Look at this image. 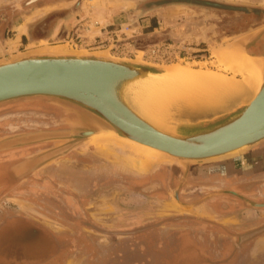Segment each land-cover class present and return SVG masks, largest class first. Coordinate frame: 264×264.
I'll return each instance as SVG.
<instances>
[{"label":"rangeland","instance_id":"374dc122","mask_svg":"<svg viewBox=\"0 0 264 264\" xmlns=\"http://www.w3.org/2000/svg\"><path fill=\"white\" fill-rule=\"evenodd\" d=\"M116 1L118 0H57L55 5L46 4L44 6V3H41L42 6L31 5L19 9V6L26 3L27 0H0V10H2L0 14V59L43 46L66 45L69 48L91 51L113 47L110 54L114 57L137 60L136 57L140 55L143 62L168 66V68L173 67L171 69H183L182 65H188L191 66L192 72L198 70L230 79L236 76L226 68L227 75L223 76V74L214 72L223 66L212 56L213 50L249 29H253L258 23L264 22V0H228L242 5H236V3L225 5L223 13L188 11L189 6L204 3L202 0H119V4ZM120 1L124 3L135 1L137 4H134V9L130 11L131 7L129 6L132 5L125 4L123 7ZM177 3L187 4L184 5L186 6L185 10L178 8L174 10L177 12L174 14L175 17L169 15L173 14L169 13L172 10L171 7L163 9L159 14H163L162 16L166 14L167 17L173 18L169 25L170 29L146 36L138 35L142 33V30L138 28L137 23L144 19L139 16L140 10L167 7ZM184 6H181L183 7L181 9H184ZM98 7H104L101 14L105 12L104 15L100 14L102 18L106 19L101 25L97 23L96 18L99 14L93 15L95 11H98L96 10ZM14 8H17L16 11H13ZM57 8L66 11L60 14L52 13L45 17L48 12ZM44 10L46 11L44 12ZM253 10H260L258 21L252 18ZM5 11L6 13H4ZM3 15L6 21L1 19ZM60 18L63 20H59ZM108 20L112 22L111 25L106 23ZM90 25L97 29V34L89 33ZM161 26L164 27L163 24ZM172 29H176L175 37L169 34V30L172 31ZM36 30L43 40L40 42L28 40L29 35L36 33ZM140 38H146L149 45L138 51L137 45L141 46ZM75 111L81 112L75 107L54 104L44 99L17 100L0 104V141L38 132L70 131L73 129L71 121L77 118ZM59 144L58 141L42 142L0 152V221L4 216L14 214L31 216L39 218L45 225L51 226L59 236L69 233L71 239H74L75 236L72 235L71 229L64 233L68 230L67 225L65 226L62 221V215L56 210L54 212L53 209L66 210L68 207L77 215L85 216L86 223L96 226L102 234L91 236L89 235L90 231L86 228L84 236L86 244H91L96 252H82L81 254L70 252L68 260L71 264H78L77 260L80 259L84 260L85 264H99V261L100 264H115L109 263L111 248L127 238L105 236L106 232L129 231L136 235L140 233L141 226L146 224L144 223L146 219L142 216L144 217L147 213H151L155 218L154 221L150 220L151 224L164 223L163 217L158 218V216H162V213L157 212L163 205H160L155 199L147 201L146 195L149 192L145 188L149 182L144 179L154 175L159 169L165 171L166 168L167 170L175 168L177 172L180 171L182 176L178 180L177 186L183 181L182 187L189 173L188 170L184 174L183 167L175 165H156L151 162L149 157L138 156L123 147L112 144L97 145L93 142L83 143L63 156L36 162L42 155ZM262 149H264V143L240 156L259 152ZM227 161L190 165L189 169L199 166H216ZM249 176L248 178H252L257 175L250 174ZM237 178L240 180L239 176ZM255 178L264 180L262 175ZM200 181L206 180L200 178ZM126 182L132 183V187L128 190L124 187ZM222 184H210L207 188L196 190L193 193L195 195L191 198L194 200L204 192H213L196 203L207 199L211 200L209 205L215 203V208L219 211H222V201L229 206L227 210H223V213L215 212L212 216L203 220L198 219L196 222L198 227L208 226L202 232L214 235V240H212L215 251L220 248L223 242L226 244L225 248L229 246V249L225 250V255L215 252L214 256L209 257V263L264 264V235L251 238L243 248L238 249L239 251L233 250L238 234L264 225V218L261 220L257 217L248 219L242 217V212L247 210L259 212L256 207L251 206L255 203L248 198L264 201V183L255 184L258 186H253L251 188L253 190L247 194L243 193L246 190L240 189L245 196L241 197L248 202L238 196V198H228L226 194L230 193H222L229 192ZM174 191L176 189L169 191L167 197L173 200L170 202L178 203L173 197ZM259 191L262 192V196L258 197L255 194H258ZM217 192H221V194L212 196ZM67 197L80 198L82 204L79 206L69 205V201L65 199ZM52 202L55 206L52 205ZM242 205L250 207V209L239 210V212L233 210L235 206L241 207ZM79 207L81 211L78 209ZM170 211V214L165 216L174 218L175 214L177 215L179 212L174 208ZM260 214L259 212L258 215ZM227 216L230 217L229 220H224L222 223L221 218ZM169 220L173 221L174 219ZM202 232L199 231V234ZM181 252L183 258L189 259L186 250ZM171 259L168 261L170 262ZM227 259L228 261L223 263ZM199 261L200 258L193 264H200ZM177 264H181V261H177Z\"/></svg>","mask_w":264,"mask_h":264},{"label":"water","instance_id":"95a60500","mask_svg":"<svg viewBox=\"0 0 264 264\" xmlns=\"http://www.w3.org/2000/svg\"><path fill=\"white\" fill-rule=\"evenodd\" d=\"M112 49L54 45L0 59V104L44 99L81 111H75L72 130L10 137L0 141V152L60 142L39 163L86 142L112 144L152 156L156 165L183 167L186 174L190 165L229 160L264 143V28L212 52L221 66L235 74L230 79L238 86L235 92L199 77L169 72L168 66L114 57ZM145 80L152 83L142 87ZM136 84L140 88L134 89ZM134 142L150 150H140ZM222 193L247 201L233 192Z\"/></svg>","mask_w":264,"mask_h":264},{"label":"flooded vegetation","instance_id":"af4514ba","mask_svg":"<svg viewBox=\"0 0 264 264\" xmlns=\"http://www.w3.org/2000/svg\"><path fill=\"white\" fill-rule=\"evenodd\" d=\"M56 1L57 0H27L26 3L21 4L19 6L20 7L19 9H24L31 5H41V3L42 4L44 3L43 4L44 6L46 4L55 5ZM39 8H44V7H39ZM212 8L224 10L225 7L212 5ZM15 9L17 8H14L13 11H16ZM64 11L66 10L57 8L56 10L54 9L48 12L45 15V17H47L52 13L53 14L64 13ZM259 11L260 10H253L252 12V18L257 21L259 19V15H258ZM1 12L2 10H0V14ZM4 13H6V11ZM1 19L6 21L4 15L1 17ZM59 20H63V19L60 18ZM37 30L36 33L34 32L31 35H29L28 40H31L32 42H40L41 40H43ZM24 37L26 38L27 36ZM261 153H262V161L260 165L259 156ZM213 166L214 165H208V166H199V167L190 168L187 180L178 190H177L178 188L177 185L179 183L178 180L181 179L182 176L180 171L177 172L175 168H172L170 170H167L166 168L165 171L159 169L157 172L154 173V175L147 176L144 179L149 182L148 186L145 188V190L149 192L146 195L147 201L151 199L152 200L155 199L159 202L160 205H163L161 208L157 210V212L162 213V216H158V218L163 217L162 219L163 220L165 219L164 223H157L158 225L151 224L150 220H153L155 218L152 217L151 213L149 214L147 213L144 217L142 216V218L146 219V221L144 222L146 224L141 226L140 233H137L136 235L133 234L134 232H129V231L106 232L105 236H109V237L120 236L127 238L121 243L115 244L111 248L109 263H115L116 260L119 263H121L123 260H128L130 264H148L149 262L152 264H157V263L159 264V262L161 263V260L159 261L155 258L154 260H151L150 258H148L147 261L143 260L149 255L148 250L150 247L148 246L147 243L149 240L147 234L151 229H157L159 226H173V224L178 227L186 226L185 223L188 221L192 223L194 222L196 225L198 224L196 223L198 219L203 220L205 218H208L212 216V214H214L215 212L223 213L224 212L223 210H227V208L229 207L224 201H222L221 202L222 211H219L218 209L215 208L214 205L215 203L212 204L211 206L209 205V201L211 200L208 199L200 203H196L198 200L206 198L209 194H212L213 192H204L203 194H201L200 197L192 200L191 198L195 195L193 194L194 191L196 190L200 191V189L202 188H207L209 187L208 185L210 184L215 185V184L223 183L222 186L225 189H227V191L245 197L240 191V189L246 190L243 191V193L247 194L253 190L251 189L253 188V186L256 187L260 185L259 183H264V180H262L261 178H255L256 176L252 178H245L238 180L237 178L238 176L236 173L230 174L229 172H227V168H236V169L264 168V149L249 155L240 156L239 158H235L233 160H228L227 162H224L222 164H217L214 167ZM200 178L205 179L206 181L204 182L200 181ZM217 181H221V182L218 183ZM124 187L128 190V188L132 187V183L128 184V182H126V185H124ZM175 189L177 190L178 203L170 202L173 200L167 197L169 191H173ZM255 195H258V197L262 196V192L259 191L258 194L256 193ZM226 196L228 198L229 197L238 198L233 194H226ZM65 199L69 201V205L72 204L73 206L74 205L79 206L80 204H82V200L80 198L67 197ZM248 200L253 201V203L257 205L256 208L261 213L260 217L258 218L262 220V218H264L262 217L264 216V201H255L249 198ZM238 201L242 203L241 200ZM52 205L55 206L54 203ZM230 205L232 206V204ZM173 208L178 209L179 211L177 212L178 214L177 215L175 214L174 218H169L170 216H165L170 214L171 212L170 210ZM78 209L80 210V207ZM245 209H250V207H245L244 205H242L241 207L235 206L233 210L235 212H239V210H245ZM53 210L54 212L56 210L60 215H62V221L65 223V226L67 225L68 230L65 231L64 233H67L71 229V233L73 236H75V238L71 239L69 233L62 234L59 236L56 230H54L51 226L49 227L48 225H45L43 222L40 221L39 218L18 215V214H14L11 216H4L0 221V264H65V263L71 264V262H69L68 260V256L70 252H76L77 254H81L82 252H91V253L96 252V249L92 247L91 244L90 245L89 243L86 244L84 237L86 234L85 231L86 228H88V230L90 231L89 235L91 236L95 237L96 235H101L102 232L98 230L96 226H92V224H87L85 216L81 217L77 215L75 212L70 211L71 209L68 207L66 210L58 209V208L57 209L54 208ZM169 219H174V220L170 221ZM196 228H198L199 230L201 229L205 230L208 228V226L198 227V225H196ZM251 233H259L252 238L264 235V225H260L256 228H253L248 232H243L241 234H238L237 238H235L236 244H234L233 250L239 251L238 249L243 248V246L247 244L248 241L251 239L248 237V235H250ZM199 241H201L200 237L198 240L199 244L197 248L199 251L200 250L203 251V255L200 254L198 255V258H200L199 262L200 264H210L209 257H212L214 255L212 252L209 251V249L208 251H205L203 249L204 247H202L203 244ZM158 242H159V237L155 236L153 238L154 246H157ZM156 248L159 249L160 246L152 247V249L158 251ZM226 248L229 249V246L228 247L226 246ZM215 252H217V250ZM218 253H222L223 255H225L226 251L218 250ZM156 258L160 259V255L158 253L156 254ZM227 261L228 259L224 260L223 263H226ZM77 262L78 264H85L84 260L81 259L77 260ZM162 263H164V261H162ZM181 264H185V261L183 260Z\"/></svg>","mask_w":264,"mask_h":264},{"label":"crops","instance_id":"0c3cea01","mask_svg":"<svg viewBox=\"0 0 264 264\" xmlns=\"http://www.w3.org/2000/svg\"><path fill=\"white\" fill-rule=\"evenodd\" d=\"M204 3H198V5H194V6H189L188 7V11H194V12H199V11H206V12H215V13H223V9H214L212 8V5H217V6H225V5H233L236 3V5H242L241 3H237V2H233V1H228V0H216L217 2H213V0H202ZM207 1H209V3H207ZM117 3L119 2L116 1ZM121 4H123V7H125V4L127 5H132L129 6L131 8H129V10H133L135 6H133L135 3V1H130L128 2H121ZM119 4V3H118ZM181 3H177V4H170L167 7H153V8H145L139 11V16L143 17L144 19L141 20V22H138V28L142 30V33L138 34L140 35H151L154 34L155 32L161 33L162 30H166V29H170L171 26H169L171 24L172 21V17H167L168 21L167 24H164L162 22V14H160V11H162L163 9H166L168 7H171L170 10L171 12L169 13H173V14H169L170 16L175 17V13H177L176 11H174L176 8H178L179 10H185L186 9V4L182 3V5H178ZM178 5V6H177ZM246 5V4H243ZM184 6L185 9H181L180 7ZM174 7V8H172ZM165 14V13H164ZM142 15V16H141ZM106 23H110L109 25H111L112 22H110L109 20ZM161 24L164 25V27L161 26ZM136 28V27H135ZM264 28V22L262 23H258L257 26H255L253 29H249L247 32L242 33L239 36H242L246 33H250L253 31H256L258 29ZM176 29H172V31L169 30V34L173 35L175 37V32ZM102 33V32H100ZM96 37V36H95ZM259 160H260V165H261V161H262V153L259 156ZM227 172H229L230 174L232 173H236L240 179H245L250 177V174H256L257 176H264V168H227ZM256 176V177H257ZM244 177V178H241ZM259 212L257 211H251V210H247L245 212H242V217L244 219H248V218H253V217H260V215H258ZM264 217V216H262ZM230 217H222V223L224 220H229ZM186 226H175L173 224V226H159L157 229H151L148 232V236L149 240H148V246L150 247L148 252L149 255L144 258L143 260H148V258H150L151 260L157 259V260H161V263L159 262V264H168V263H172V264H177V261H185L186 264H190L193 262H197L198 261V255H203V251L202 250H198V240L199 237L201 238V242L203 244L202 247H204L203 249L205 251H209L213 253H215V249L213 247V240H214V235L212 236V234H206L205 232H202V230L204 231V229L199 230L198 228H196L195 223L193 222H186L185 223ZM194 225V226H193ZM228 225V224H226ZM199 231H201L202 233L199 234ZM184 233V234H183ZM155 236L159 237V242L157 243V246H154L153 244V238ZM198 239V240H197ZM213 239V240H212ZM203 240V241H202ZM225 242H223V244L220 246V248H217V252L218 250L221 251H225ZM160 246V248H156L158 251H156L155 249H152V247H158ZM224 246V247H223ZM187 251L189 254V259H185L182 256V252L181 251ZM160 255V259L156 258V254ZM170 255V256H168ZM174 255V256H173ZM172 258V259H171ZM171 259V261L169 262L168 260ZM150 260V261H151ZM163 260L164 263H162ZM115 264H130V262H128V260H123L121 263H119L117 260L115 262ZM148 264H152V263H148ZM158 264V263H157Z\"/></svg>","mask_w":264,"mask_h":264},{"label":"bare ground","instance_id":"6f19581e","mask_svg":"<svg viewBox=\"0 0 264 264\" xmlns=\"http://www.w3.org/2000/svg\"><path fill=\"white\" fill-rule=\"evenodd\" d=\"M97 8V7H96ZM180 8H183V7H180ZM185 9V8H184ZM96 10H98V11H95L94 12V14L93 15H96V14H99V15H97L98 17H96L97 18V23H99V25H101L102 23H103V20L105 21L106 19L105 18H102L101 17V15H104V13L103 14H101L102 12H103V10H104V7L102 8V7H98V9H96ZM46 10H44V12H45ZM106 11V10H105ZM40 13V12H39ZM42 13H43V10H42ZM96 13V14H95ZM165 13V12H164ZM101 14V15H100ZM163 15V14H162ZM161 15V16H162ZM106 16V15H105ZM168 18H167V16H166V14H165V16H162V22L164 23V24H166L167 23V21L169 20H167ZM93 23H95L96 24V22H93ZM94 24V25H95ZM91 26V28H89V29H91L90 30V34H92V35H94V34H97L98 33V31H97V29H94V27L92 28V25H90ZM247 34V33H246ZM111 55V54H110ZM8 58H11V57H7V58H5V59H3V60H7ZM137 58V60H140L141 61V57H140V55L139 56H137L136 57ZM136 60V59H135ZM178 66V65H177ZM181 65H179L178 67H180ZM171 68H173V67H171ZM171 68H169V72H172V73H179V74H186V75H188V76H191V77H199V78H201V79H203L202 81L204 82V81H208L209 83H211V84H213V85H215V86H220L221 87V89H227L229 92H235V91H237L238 90V86L234 83V81H232V80H230L231 78H233V77H231L230 79L229 78H224V77H222V76H218L217 74L215 75V74H209V73H205V72H199L198 70L197 71H194V72H192L193 70H192V68H191V66H188V65H182L181 66V68H183V69H179V68H176V69H171ZM215 73H220V74H223V76L224 75H227L228 74V71L225 69V68H223V67H220V68H218L216 71H214ZM200 75H203L202 77L200 76ZM199 78H197V79H199ZM200 79V80H201ZM152 82L151 81H143L140 85L142 86V87H144V86H148V85H150ZM132 86H133V83L130 85L129 84V88L128 89H130V88H132ZM138 86H137V84H136V86H135V88L134 89H136ZM138 88H140V86L138 87ZM134 144H136L137 146H139V147H137V148H139L140 150H143V151H146V149H148V150H150L149 148H147L145 145H142V144H140V143H137V142H134ZM138 156H141V157H149L150 159H151V162L153 163V161H154V157H152V156H149V155H139V154H137Z\"/></svg>","mask_w":264,"mask_h":264},{"label":"trees","instance_id":"16d2710c","mask_svg":"<svg viewBox=\"0 0 264 264\" xmlns=\"http://www.w3.org/2000/svg\"><path fill=\"white\" fill-rule=\"evenodd\" d=\"M140 43H141V46L137 45V50L140 51V49H142L143 47L149 45L146 40V38H140Z\"/></svg>","mask_w":264,"mask_h":264},{"label":"built area","instance_id":"2783aa9c","mask_svg":"<svg viewBox=\"0 0 264 264\" xmlns=\"http://www.w3.org/2000/svg\"><path fill=\"white\" fill-rule=\"evenodd\" d=\"M152 52L154 53L155 51L153 50Z\"/></svg>","mask_w":264,"mask_h":264}]
</instances>
